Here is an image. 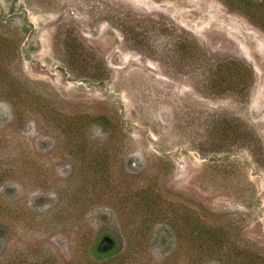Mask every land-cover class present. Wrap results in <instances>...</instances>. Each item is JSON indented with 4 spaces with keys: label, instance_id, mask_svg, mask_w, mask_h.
Returning <instances> with one entry per match:
<instances>
[{
    "label": "rangeland",
    "instance_id": "1",
    "mask_svg": "<svg viewBox=\"0 0 264 264\" xmlns=\"http://www.w3.org/2000/svg\"><path fill=\"white\" fill-rule=\"evenodd\" d=\"M229 59L249 94L216 84ZM147 187L177 228L139 234ZM200 218L264 251V28L227 0H0V264H200Z\"/></svg>",
    "mask_w": 264,
    "mask_h": 264
},
{
    "label": "trees",
    "instance_id": "2",
    "mask_svg": "<svg viewBox=\"0 0 264 264\" xmlns=\"http://www.w3.org/2000/svg\"><path fill=\"white\" fill-rule=\"evenodd\" d=\"M227 2L230 6L242 11L264 28V0H227ZM69 41L73 43L76 39ZM89 54H91L89 51L79 52L76 48L73 56L79 63L89 65L88 72H91L94 66L92 65V61H90ZM214 72L216 84L223 90H228L238 96L239 94H249L255 82L254 70L248 63L241 60L229 59L219 62L216 64ZM108 120L105 116H99L93 121L101 124L104 130L109 131L112 125H108ZM226 120L223 123L222 121L219 122V129L225 133L228 142L230 144L246 145L253 152L256 147V141L250 129L244 123L237 120ZM84 124H80V128H84L86 126ZM112 128L115 127L113 126ZM127 200L123 202L131 204L135 208L133 210L136 221L139 220L141 223L140 235L142 233L145 236V233L155 222H167L173 228L178 227V222L172 214L173 209L169 208L165 199L156 194L152 188L147 187L142 193L129 197ZM186 219L189 222V218L186 217ZM194 234V241L198 243L200 264L213 259L217 260L219 264H264L263 249L238 243L226 228L210 225L203 218H200L195 223ZM118 251L119 249L115 248L114 245L105 250L100 247V244L94 250L95 255L99 258ZM86 264L98 263L89 260Z\"/></svg>",
    "mask_w": 264,
    "mask_h": 264
},
{
    "label": "flooded vegetation",
    "instance_id": "3",
    "mask_svg": "<svg viewBox=\"0 0 264 264\" xmlns=\"http://www.w3.org/2000/svg\"><path fill=\"white\" fill-rule=\"evenodd\" d=\"M106 238L112 240V239L109 238V237H105V238L100 242V247H104V248L109 247L110 244L108 243V241H105ZM112 241H113V240H112ZM113 242H114V241H113ZM107 249H109V248H107Z\"/></svg>",
    "mask_w": 264,
    "mask_h": 264
},
{
    "label": "water",
    "instance_id": "4",
    "mask_svg": "<svg viewBox=\"0 0 264 264\" xmlns=\"http://www.w3.org/2000/svg\"><path fill=\"white\" fill-rule=\"evenodd\" d=\"M105 241H108V243L110 244L109 247H106V248L102 247V248H104L105 250H106L107 248H110V247H112V246L114 245V242H113L112 240L108 239V238H106Z\"/></svg>",
    "mask_w": 264,
    "mask_h": 264
}]
</instances>
